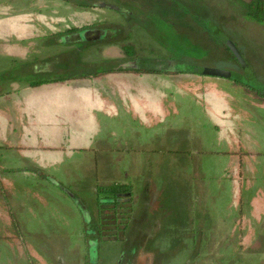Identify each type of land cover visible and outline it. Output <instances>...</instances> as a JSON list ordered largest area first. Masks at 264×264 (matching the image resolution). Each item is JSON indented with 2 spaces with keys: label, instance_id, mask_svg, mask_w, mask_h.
I'll return each instance as SVG.
<instances>
[{
  "label": "crops",
  "instance_id": "0c3cea01",
  "mask_svg": "<svg viewBox=\"0 0 264 264\" xmlns=\"http://www.w3.org/2000/svg\"><path fill=\"white\" fill-rule=\"evenodd\" d=\"M36 31L21 13L0 17V231L14 226L37 233L43 224L55 233L69 231L75 206L78 215L89 214L79 193L95 195L108 178L90 180L89 172L87 183H76L58 176L124 162L142 169L132 182L141 219L153 203L166 224L206 233L211 245L219 233H238L242 247L264 245L253 235L264 233V101L246 90L234 96L229 90L237 83L224 76L182 68L158 74L137 61L129 65L141 72L43 77L57 69L59 53L56 45L43 47L55 31ZM73 60L66 54L67 64ZM27 75L44 79L31 85ZM101 151L106 156H94ZM51 237L39 238V246L59 247V235Z\"/></svg>",
  "mask_w": 264,
  "mask_h": 264
},
{
  "label": "rangeland",
  "instance_id": "374dc122",
  "mask_svg": "<svg viewBox=\"0 0 264 264\" xmlns=\"http://www.w3.org/2000/svg\"><path fill=\"white\" fill-rule=\"evenodd\" d=\"M13 13H21L31 21L37 30L35 34L51 31L61 34L71 28L104 31L93 44L60 45L72 46L75 58L86 60L80 63L73 60L75 65L68 69L70 72L101 70L105 64L112 63L113 58L106 53L111 51L122 56L121 44L125 43L127 35L126 39L154 48V53L144 50L145 55L136 58L141 68L160 69L156 72L158 74L194 65L230 69L241 76V80L264 93V23L246 18L235 0H0V17ZM205 21L209 24H204ZM219 32L232 39L245 64L236 61L231 51L223 46L216 34ZM28 40L26 44L33 47L35 41ZM4 43L0 41V47ZM98 46L103 47L101 52L97 51ZM125 60L122 56L118 61L123 63ZM183 81L190 83L193 79ZM231 85L229 91L234 96L243 95V86ZM249 93L253 94L252 91ZM100 147L106 148V144H100ZM95 155L106 156V153L101 151ZM73 165L81 164L75 161ZM119 165L118 168L67 169L72 173L58 178L63 182L87 183L90 172V180L104 181L108 178V182L118 179L117 176L134 178L142 170L124 167V162H119ZM137 165L142 166L139 161ZM79 194L84 197L83 203L89 214L82 211V216L78 215L75 206L76 215L72 217L73 227L69 231L55 233L46 230L45 224L40 225L41 231L37 233L19 232L14 226H8V231L1 230L0 260L5 259V264H264V245L242 247L238 243V233L232 237L219 233L218 243L213 246L212 240L206 242L202 256L196 259V256H190V237L194 231L180 232L178 226L166 224V214L159 212L153 203H150L147 217L142 219L138 212L143 210L134 207L131 213V216L135 215L133 223L132 217L129 221L124 219L123 215L128 210L126 203H118L114 214L108 204L103 206L100 218L96 194L86 190ZM149 219L157 220V223L147 222ZM144 222L147 223L141 226ZM56 235H59V247L39 246L51 236L56 239ZM253 235L264 238L263 232Z\"/></svg>",
  "mask_w": 264,
  "mask_h": 264
},
{
  "label": "trees",
  "instance_id": "16d2710c",
  "mask_svg": "<svg viewBox=\"0 0 264 264\" xmlns=\"http://www.w3.org/2000/svg\"><path fill=\"white\" fill-rule=\"evenodd\" d=\"M238 5L240 6V8L243 11V15L251 20H254L256 22H261L264 23V0H235ZM82 5H86V4H82ZM94 5H97V3H95ZM87 6V5H86ZM85 6V7H86ZM204 24L208 25L209 22L205 21ZM83 29L86 28H82V29H75V28H71L66 30V32L59 34L58 32L52 33L53 34V40H46L43 45L44 48H50L53 49L54 46L56 45V49H58V57L57 60L55 62H53V65L57 68L55 70H53V68L51 67V70H45L44 71V76H49L50 74L56 76V72L59 71V74H65V75H70L73 74V76H89V75H95V74H101L107 71H112V70H116V69H125V70H130L132 69V67L129 65L131 63H135L136 58L138 56H144V50H148V53H154V48L146 45H143L141 42L139 41H131V39L126 37L129 36H125V43L121 44V47L123 49V57L127 59V61L125 60L123 63L122 61H118V60H114L113 62L110 64H105L101 70H86V71H80V72H70L68 69L71 68V66L69 64H67L66 61V54L70 55L73 54L74 56V60L77 61V63L80 62H86L85 59H81V58H75V49L71 46V47H62L60 45H65V44H77L79 42H85V43H95L97 41H94L97 38H92V39H86L85 41L82 40H74L72 38H67L69 35H73L76 34L80 31H82ZM216 32V31H215ZM220 33V32H219ZM219 33H216L219 37ZM117 35V33H116ZM109 36L114 37L115 34H110ZM106 36H103V38ZM219 40L221 41L220 37ZM50 44V46L46 45V43ZM52 42V44H51ZM56 42H58L56 44ZM117 42V41H116ZM116 42H114L115 44H117ZM223 46L230 51L227 46L223 43V41H221ZM103 47L98 46L97 47V51H100ZM55 49V48H54ZM101 52V51H100ZM231 53V52H230ZM78 55V54H77ZM234 56V55H233ZM70 57V56H69ZM235 58V57H234ZM45 60L51 62L52 60L55 59V56H45L44 57ZM237 61V59H236ZM57 62V64H56ZM75 65V64H74ZM73 65V66H74ZM49 69V68H48ZM183 71H188L185 68H182ZM63 70L67 71V72H62ZM132 70L136 71V72H141L142 70L139 68H133ZM228 73L227 75H223L224 77L232 80L233 82L242 85L245 90L248 91H252L254 97L259 100V101H264V93L261 92L259 89H257L254 85L249 84L246 81L241 80L234 71L226 70ZM56 73V74H55ZM38 75H36V77H29V75H27V79L25 81H27L29 84L34 85L37 84L39 82H41L43 79H39V77H37ZM66 79V77H60L57 80H64ZM0 161H1V152H0ZM117 178L119 179H115V180H108V183L106 184H99L97 186L96 189V198H97V202H98V215L102 214L104 211L103 206H107V204L109 205V207L112 209L113 214L116 213L117 211V207H118V203H126V207L128 208V210L126 211V213L123 215L125 221H129L131 219V217L133 218L135 223V218L134 216H131L132 214V210H133V206L134 204L137 202V193L132 189V182H133V177L130 176H117ZM120 178H123V181H121ZM134 179H136L134 177ZM101 193H112V195H107V196H101ZM106 209V208H105ZM101 218V215H100ZM15 220H17L16 218H14ZM133 225V224H132ZM92 231V229L90 230ZM89 231V232H90ZM180 232H186L185 230H179ZM193 231V230H190ZM196 234V235H195ZM192 236L190 237L191 243H192V251L190 256L191 257H195L196 259H198V256H202L201 253L203 252V249H206L205 247V240L207 239L206 237V233H202L200 231H194L193 234H191ZM195 235V237H194ZM189 256V259H191Z\"/></svg>",
  "mask_w": 264,
  "mask_h": 264
},
{
  "label": "water",
  "instance_id": "95a60500",
  "mask_svg": "<svg viewBox=\"0 0 264 264\" xmlns=\"http://www.w3.org/2000/svg\"><path fill=\"white\" fill-rule=\"evenodd\" d=\"M102 5L107 6L105 3H101ZM114 7V6H111ZM104 31L100 30L98 28L96 29H84L83 31H80L76 34L69 35L67 38H72L74 40L78 39H92V38H98L100 37ZM220 39L223 41V43L227 46V48L231 51V53L234 55V57L239 60L241 64H245L243 56L238 49V47L235 45V43L228 37L225 33L220 32L219 33ZM186 70L189 72H194L198 74H204V75H218V76H223L227 75V71L222 68H216V67H206V66H199V65H194L190 67H186ZM101 196H107V195H112V193H101Z\"/></svg>",
  "mask_w": 264,
  "mask_h": 264
}]
</instances>
